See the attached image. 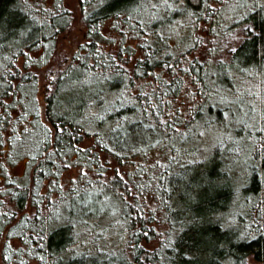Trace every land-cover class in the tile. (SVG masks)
Instances as JSON below:
<instances>
[{"label": "trees", "instance_id": "1", "mask_svg": "<svg viewBox=\"0 0 264 264\" xmlns=\"http://www.w3.org/2000/svg\"><path fill=\"white\" fill-rule=\"evenodd\" d=\"M45 1L0 0V19L10 21L0 30V161L25 154L30 168L0 187L1 264H264V103L256 129L239 135H247L241 144L251 143L252 158L239 193L230 148L198 154L193 145L199 131L225 123L212 104L219 88L264 71V0L227 18L222 10L231 0H210L215 7L206 14L204 4L185 0L202 17L191 23L179 9L168 17L153 11L154 0L78 1L86 35L49 69L39 91L36 71L48 66L56 36L69 24L64 0ZM149 18L146 30L137 26ZM109 21L119 38L107 49L101 28ZM239 29L235 51L211 62L218 33ZM186 44L192 46L183 50ZM37 50L39 61L31 55ZM69 79L82 90L64 93ZM53 121L68 130L59 140L46 131ZM72 166L95 179L82 175V183L61 190V172ZM110 203L111 217L96 208Z\"/></svg>", "mask_w": 264, "mask_h": 264}, {"label": "rangeland", "instance_id": "2", "mask_svg": "<svg viewBox=\"0 0 264 264\" xmlns=\"http://www.w3.org/2000/svg\"><path fill=\"white\" fill-rule=\"evenodd\" d=\"M28 1H31L33 4L37 2V0ZM78 1H80V6L82 3L84 5L86 4L84 0H64V9H66V11H68L69 13V15H67L69 17V24L57 34L54 47L55 53H53V55H51V57L49 58L47 64L48 66L41 67L36 71L40 78V84L38 88L39 91H42L44 89V77L48 73L49 69H56L58 65L66 57L70 56L75 48L78 47V44H80L81 40L86 35V27L82 23V11L77 7ZM250 2L252 3L253 0H231L222 10V16L224 18H227L230 13H242L246 10V7L249 6ZM45 3L50 4L51 2L49 0H46ZM260 3H263V0L260 1ZM146 8L144 10H146ZM140 11L141 9L135 10V13L139 14ZM111 23V21L104 23L103 27L101 28L102 34L107 38L105 44L102 45L104 47H107V49H109L110 44H118L116 41L119 38L118 34L115 31H112L111 28L113 26ZM220 32L218 33V36H216L214 44L210 45V47L214 48L211 62L214 60H221L225 62L229 56L230 50L238 45L241 37L244 35V29H239L226 36L220 35ZM125 42L134 44V42H132L129 37H126ZM191 46L192 44H186L185 48L182 49L187 50ZM31 55H33L32 57L35 59V61H39L41 50H37ZM24 60V57L18 60L17 63L19 67L23 65ZM251 73L241 75L240 77H235L234 79H232V85L228 88L225 86L219 88L217 96L212 98V104L215 107H219L223 110L225 123L223 127L212 126L211 129L199 131L200 133L198 139H195V141L193 142V145L198 147V154L199 151L202 152V154H205L216 145L230 148L229 153H232L233 155L230 159L227 160L229 161V164L232 165L230 174L232 177V182L234 184V189L238 193L240 191L239 184L242 182H240V180H244V178L246 177L245 165L250 166L252 161L250 151L248 150L251 147V143L248 146H242L241 142H249V139L247 135L244 136L243 139L240 137L243 135V132H245L246 134L247 131H250V129L251 131L253 129H256V119L258 114H260L264 103V71L258 76ZM64 87L69 88L66 89L65 91L67 92L64 93L69 94L70 91L73 90L75 94H77L79 90H82V83L73 82L71 81V79H69L65 82ZM94 88L95 86H91L90 88H88L89 91L87 90V93L91 95ZM215 92L216 91L214 88V95ZM81 97L82 95H78L79 100L81 99ZM181 100L184 102L183 99ZM225 113H227V115H225ZM240 134L242 135L239 136ZM239 139L242 140L240 141ZM18 143L22 145L28 143L27 135H24ZM23 147L21 148V153L24 152L25 147ZM29 169L28 158L25 154L22 157H18L14 161L10 158L1 159L0 187L1 185H3V182L7 181L8 179L16 180L19 177L24 178L28 174ZM94 173L95 172L86 171V169L81 166H72L69 169L61 172V175L59 177V186L61 187V190H66L71 185H78L82 183L80 181H83V179L81 178L82 175L92 181L95 179ZM72 177H75V179L73 180ZM237 181L240 183L238 184ZM55 197L56 195H52L51 199H54ZM98 202L103 203V200L100 199ZM96 208H99V210H104L108 214L110 213V217L115 214L114 207L111 203L108 206L100 205ZM249 222L251 223V221Z\"/></svg>", "mask_w": 264, "mask_h": 264}, {"label": "snow or ice", "instance_id": "3", "mask_svg": "<svg viewBox=\"0 0 264 264\" xmlns=\"http://www.w3.org/2000/svg\"><path fill=\"white\" fill-rule=\"evenodd\" d=\"M105 0H101V3H104ZM200 4H204L205 5V9H204V12L205 14L207 13V10L209 8H214L215 5L211 4L210 3V0H198V3H197V7H199ZM264 6V5H262ZM150 8L155 11L156 9L160 8L163 10V13H164V17H168L170 13L173 12L174 9H179L180 11V14L181 15H185V19L189 21V23L192 22V20H200L202 19V17L200 16H197L195 12H192L190 10V8L187 6V3H185V0H154V2H152L150 4ZM164 17H156L157 19H164ZM151 22V18H149L147 21L146 20H143V19H140V20H137L136 23H137V26L143 30H146V23H150ZM10 21H4L3 19H0V30H3L5 28V26L7 24H9ZM29 24L33 23V21L29 20L28 21ZM41 24L45 23V21H40ZM185 23L184 20H181V21H177V26H180V25H183ZM20 26V25H18ZM25 28H27V25H23ZM195 26L193 25V28ZM250 31H254V28H250L249 29ZM53 31H56V29H54ZM159 36L163 37L164 36V32L161 31L159 34ZM232 51H235V49H232ZM149 55L151 56L152 55V52L150 51L149 52ZM169 55L168 52H164L162 53V57H167ZM162 57H156L157 59H161ZM194 59V57H193ZM164 63V67L168 68V69H172L174 67V65L172 64H169L167 59H164L163 61ZM133 71H138V69L135 68V66L133 67ZM143 75V74H141ZM153 107H155V105H153ZM157 115H159V113H157ZM225 115H227V113H225ZM164 123L166 124L167 121H164ZM46 127V131L48 133H50L53 137H55L57 140L60 139L61 135L63 133H65L66 131H68L65 127H63L61 124H58L56 121H53L51 123L50 126H45ZM153 127H155L153 125ZM260 131H264V128H261ZM250 133H251V129H250ZM259 147L264 150V144H260ZM260 153L257 152V155H259ZM86 174V173H84ZM119 175H123V173H118ZM72 179L74 180L75 177H72ZM207 183L211 186L213 184V181L209 178L207 180ZM189 199H194L193 196H190ZM83 203V202H82ZM71 205H69V209H71ZM83 209H78V211H82ZM59 218H57L55 221L53 222H50L48 225H46V227L49 229V230H55L58 226V221ZM195 219L192 221V223H195ZM237 239H243L244 238V234H239L237 235L236 237ZM40 259H43V257H40Z\"/></svg>", "mask_w": 264, "mask_h": 264}]
</instances>
